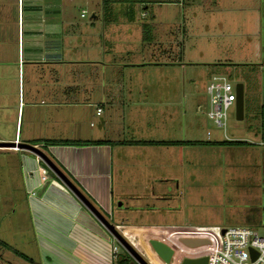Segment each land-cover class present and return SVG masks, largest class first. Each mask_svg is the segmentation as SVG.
<instances>
[{
  "label": "rangeland",
  "instance_id": "obj_1",
  "mask_svg": "<svg viewBox=\"0 0 264 264\" xmlns=\"http://www.w3.org/2000/svg\"><path fill=\"white\" fill-rule=\"evenodd\" d=\"M23 1L25 6L27 1ZM58 1L39 2L48 4ZM60 1L66 6V18L69 23L65 30L70 33L66 41L60 43L58 47L61 57L58 63H52L54 68L70 71L67 76L71 79L74 73L77 78L89 76L91 65L98 68L104 66L106 70L114 66L132 67L124 72L123 77L125 88L128 86L127 83L132 84V90L125 98L127 104H130V113L125 111L126 123L121 138L160 140L171 131L178 139L185 136V139L189 140L232 139L247 142L232 146L197 145L192 148L188 146L190 148L184 158L183 155L180 157L175 148L172 155L173 159L176 157V165L172 169L175 179L165 187L156 184L154 186L155 195L162 193L164 196V190L168 189L165 194L170 197L168 200L163 199L154 203L163 210L160 215L162 214L164 222L159 224L173 227H210L215 230L240 226L260 231L264 226V144L257 134L258 110L263 102L260 82L262 80L260 75H257V70L263 59L260 53L263 39L262 0H159L162 2L145 3L144 5H149L145 10L138 7L137 0L112 2L108 5H103L102 0ZM187 2L192 4L188 5ZM21 3L22 0H0V20H7L6 24L10 28L4 32L1 30L0 39L9 38L10 41H17L15 21L17 4L21 6ZM92 13L96 17L92 18ZM153 13L154 19L150 17ZM144 23L150 24L148 36L151 34L154 36L150 43L142 40L145 34ZM51 43L49 41V45ZM44 44L47 42H43L42 46ZM39 51L35 50V56H39V53H36ZM2 53L0 59L8 60V64H0V82L4 83V88L7 89L8 109L0 108V132L5 131L9 136L12 135L18 96L19 100L23 101L20 105L18 130L22 106L24 130L26 103L31 97L37 100L38 108L47 106L54 98L70 103L71 97L79 99L83 96L90 97L83 89L75 90L74 87L71 91L64 92L62 87L57 85L52 88L39 86L45 79L46 69L53 68L51 63L33 65L21 61V74L18 79L17 71L11 68V64L17 62L16 43L15 45L8 43ZM44 59L43 57L42 60ZM101 71V69L97 71L98 83L93 87L91 98L96 95L98 97L101 92ZM216 76H224L233 85L241 82L244 89L243 118L236 119L233 104L228 109L224 130L215 126L207 117L209 95L206 93V87L212 81V77ZM143 83L151 84L147 95L142 88ZM143 101L150 103L151 111L153 103L156 106L163 102L172 104L171 108L175 109L173 125L176 127L170 130L166 120L157 123L159 114L153 115L154 113L148 111L143 114L150 118L143 119L146 124H143L144 128L133 127L131 121L135 116H143L141 115ZM94 102L92 99V103ZM70 109L65 110L64 107L63 113H70ZM124 109L126 110V106ZM89 111L82 113L83 118L80 121L83 128L88 131L93 129L90 126L98 125L96 116L88 119ZM186 118L189 119L187 133L184 131L187 126ZM160 123L164 127H161ZM67 125L65 124L64 128L68 131L71 128ZM206 132H209L208 136ZM135 149L132 148L128 158L123 159V164L129 167L131 161L136 166L134 169H138L139 172L128 171L127 173L131 174L126 176L124 187L119 189L127 190L126 194H141V189L144 188L146 192L143 194L148 196L150 186L153 184L149 174L157 170L156 165L161 158L163 145H149V148L139 146L138 150ZM145 159L147 162L144 167L141 166V160ZM119 174L120 168L116 173L117 177ZM140 176L143 180L139 178ZM20 179L16 156L11 151L0 150V239L36 262L39 252L34 245L36 241L25 208V194ZM134 180H137L140 187L132 183ZM141 181L145 184H141ZM143 200L145 202L130 200L126 203L141 206L144 210L140 208L124 210L114 203L115 215L112 213L102 215L114 226L154 224L157 216L150 210L154 204L150 199ZM127 232L128 237L125 239L130 245H135L136 247L133 246L135 249L143 251L149 259L156 262L153 256L155 253L149 245L147 246L145 233H141L143 230L131 228ZM109 237L117 246L118 252L126 251L110 233ZM111 258L114 260L113 256ZM144 259L148 260L145 257ZM0 264L30 263L10 250L0 248Z\"/></svg>",
  "mask_w": 264,
  "mask_h": 264
},
{
  "label": "crops",
  "instance_id": "obj_2",
  "mask_svg": "<svg viewBox=\"0 0 264 264\" xmlns=\"http://www.w3.org/2000/svg\"><path fill=\"white\" fill-rule=\"evenodd\" d=\"M26 1L27 4H25V6L23 0L21 6L20 4H17V20L15 21V23H17V41H10L11 39L9 38H4V40H2V38L0 39V55H3L2 51L6 49L8 43H14V45L16 43L17 62L11 64V68L17 71L18 79L21 74V61H26L33 65L35 63H58L61 57L60 49H58V47L60 43L66 41L70 33L68 30H65V26L68 25L69 22L66 18V6L63 1L59 0L58 2H49L48 4H43L39 2L40 0ZM151 2L160 3L162 1L137 0L136 4H138V7H143V10H145L149 5L144 4ZM187 4L190 5L192 3L187 2ZM2 10L4 9L2 8ZM50 11L52 13H50ZM92 15H94V13L91 14V17H96L95 15ZM150 17L154 19V13L151 14ZM6 22L7 20H0V35L2 32L10 29ZM4 24H6L5 27ZM151 24L154 25L153 22H151ZM151 39H154L153 34H151ZM151 39L144 42L150 43L152 42ZM49 41L52 42L50 45ZM43 42H47V44L42 46ZM6 44L7 46H5ZM36 49L40 50L39 52H36L39 53V56H35ZM43 57L45 58L44 60H42ZM261 60V63L258 64L257 75H260L262 80L260 81L262 88L261 93L263 95V102L261 104H264V61L263 59ZM10 63L12 62H9V64ZM0 64H8V60L0 59ZM91 66L89 76L79 77L78 75L79 78H77L76 73H74L73 78L70 79V77L67 76V73L69 72L70 74V71H60V68H54L53 65L52 69H46L45 79L42 85L39 84V86H43L44 88H52L54 85L61 86L64 92H66V90L71 91L72 87H74L75 90L76 88L83 89L86 93H89V98L88 96H83L81 99L71 97L70 103H65L64 100H56L54 98V100L50 101L47 106L38 108L36 105L37 100H35L34 97H31L28 100V103H26V124L24 130L22 128L24 114L23 106L18 130L20 105L21 102H23L19 100L18 96V103L17 105L15 104L16 114L14 129L13 132H11L12 135L9 136L5 131L0 132V143L12 142L15 145L0 146V150L11 151L16 156V167L20 173V180L25 194V208L28 212L34 240L36 241L34 245L39 252L38 260L35 264H113L111 258L113 256L112 246L115 244L111 242L112 239L109 237L107 229L65 186L61 179L50 170L35 153L20 147V143L31 144L41 150L103 215H109L110 213L115 215V212L113 211L114 203H116L120 209L124 210L137 208L144 210L141 206H135V204L129 205L126 202L130 200L138 203L145 202L143 200L145 198V200H152L151 202L154 204L155 201L161 202L163 199H170V197L165 194L168 192V189L164 190V196L161 195L162 193L160 195H155V184L159 187H165L170 181L175 179V175L172 172L174 171L172 170L173 167L176 165V157L174 159L172 158L175 148L178 150L180 157L182 158L183 155L184 158V155H187L190 148L188 146H191V148L192 146H197L185 144L163 145L161 158H159L158 165H156L157 170L149 174L153 184L150 186L151 191L147 196V194H143V192H146L144 191V188L141 189V194H126L127 190H120L119 188L124 187L123 184L126 181V176L131 174H128V171H138V169H134L136 166H134L131 161L130 166L126 167V164H123V159L128 158V154L132 151V148H136V151L139 146L149 148V145L109 143L86 145H43L44 140L46 139H75L89 141L127 140L121 137H123L126 123V118H124L125 111L130 113V104H127L125 98L131 94L130 91L132 90V84L127 83L128 86L125 88L123 77L124 72L132 67L114 66L110 69L107 68L108 70H106L104 66L101 68H98L96 65ZM99 69L102 70L100 80L102 89L98 97L96 95L91 98L93 87L94 85L97 86L98 83L96 74ZM71 73H73V71H71ZM17 85L19 87V82ZM4 86V83L0 82V108H4L5 110L8 109V105L6 104L8 98H6L7 89L4 88ZM150 86V83H143L142 88L145 90V95H147L146 92L149 91L148 87ZM52 97L55 96L52 95ZM92 99L95 101L94 103H92ZM124 106H126V110L124 109ZM141 106L143 109L141 115L145 114V111L152 112L154 113L153 115L158 113L159 120L157 123L166 120L169 124L170 130L176 127L173 125L175 109L171 108L172 104L163 102L156 106V104L153 103L152 111L150 109V103L147 101H143ZM64 107L65 110L71 108L69 111L70 113H63ZM86 107L90 108L86 109ZM98 107L101 108L99 113L96 111ZM86 110H90L88 119L90 120L92 117L96 116L98 122L97 126H90L93 129H90L89 131L84 129L82 124H80V121L83 118L81 115ZM6 111L8 112V110ZM259 112L260 111L258 110V117L257 115L253 116L258 118L259 127L257 134L260 137ZM250 116L252 117V115ZM127 118L130 117L127 116ZM144 118H146L144 115L142 117L135 116L134 119L132 118L133 120L131 122L133 127L135 126L136 128V126H140L144 128L143 126L146 125L145 120H143ZM146 119L150 120V118ZM151 120H153V118ZM188 122L189 119L186 118L187 126L184 128L186 133L189 131ZM65 124H68L67 126L71 129L67 131L64 128ZM162 125L163 124L160 123V126L164 127ZM114 130L117 131L114 132ZM208 134L209 132H206L207 136ZM176 137L177 136H175L173 132L171 133V131H169V134H166L165 138L160 140H189L187 138L185 139V136L180 139ZM131 140L156 139L131 138ZM145 162H147L146 159L144 161L141 160V166L145 167ZM39 166L47 169V179L44 182L39 180ZM119 168L120 174L117 177L116 173L119 171ZM139 178L143 180V177L140 176ZM132 183L136 187H140L137 180H134ZM141 184L144 185L145 182L141 181ZM32 191H34V195H30ZM118 203H121L122 205L119 206ZM150 210L157 216L156 220L153 222L154 224H115V226L117 225L116 229L123 233H128L127 231L131 228L138 229V231L143 230L141 233H147L160 227L168 226L165 224H159L164 222L162 214L160 215L163 211L162 209H159L154 204Z\"/></svg>",
  "mask_w": 264,
  "mask_h": 264
},
{
  "label": "built area",
  "instance_id": "obj_3",
  "mask_svg": "<svg viewBox=\"0 0 264 264\" xmlns=\"http://www.w3.org/2000/svg\"><path fill=\"white\" fill-rule=\"evenodd\" d=\"M83 14L84 10L81 15ZM206 93L209 95L207 117L215 126L224 130L228 109L235 103V85L231 84L224 76L212 77V81L206 87ZM96 111L99 113L101 108L98 107ZM38 173L39 180L44 182L47 179V169L39 166ZM30 195H34V191ZM221 230L200 226L160 227L154 231L145 232V239L147 241L152 238L157 239L169 246L172 250L169 262H164L156 254L153 255L156 259L154 262L145 253H140L148 259L149 264H181L186 258L199 257H206V264H264V226L260 231L256 228L240 226L225 228L224 232ZM120 233L124 238L127 237V233L122 231ZM182 239H200L206 242L188 246L182 242ZM250 249L256 253L254 259H252ZM116 251L117 246L113 245L112 252ZM146 252L149 253L147 250ZM150 257L152 258V255Z\"/></svg>",
  "mask_w": 264,
  "mask_h": 264
},
{
  "label": "water",
  "instance_id": "obj_4",
  "mask_svg": "<svg viewBox=\"0 0 264 264\" xmlns=\"http://www.w3.org/2000/svg\"><path fill=\"white\" fill-rule=\"evenodd\" d=\"M94 16V15H92ZM244 89L243 84L241 82H237L235 84V117L236 119L243 118V99H244ZM0 146H14L12 142H1ZM20 147L25 148L27 150L32 151L38 157L42 159V161L47 165V167L52 170L65 184V186L85 205V207L97 218V220L107 229V231L113 236L115 240L132 256V258L138 264H149L141 253L135 249L130 243L123 237V235L116 229V227L110 223L92 204L91 202L75 187V185L55 166V164L37 147L27 144L20 143ZM121 206V203H118ZM224 232V229L221 230ZM182 242L188 246H195L201 243H205V240L200 239H182ZM151 250L164 262L168 263L172 254V250L169 246L157 239H148L147 241ZM252 259L256 257V253L250 249ZM206 257H199L195 259H184L181 264H206Z\"/></svg>",
  "mask_w": 264,
  "mask_h": 264
},
{
  "label": "trees",
  "instance_id": "obj_5",
  "mask_svg": "<svg viewBox=\"0 0 264 264\" xmlns=\"http://www.w3.org/2000/svg\"><path fill=\"white\" fill-rule=\"evenodd\" d=\"M124 2L126 0H102L103 5H108L111 4L112 2ZM263 6H262V14H263V19H262V27H263V39L261 43V54L263 57L264 61V0H262ZM132 19V17H129ZM130 19V20H131ZM150 24L144 23L143 24V29L145 30V34L142 36L143 41H148L151 39V35L148 36L149 32V26ZM151 30V29H150ZM148 32V33H147ZM259 116H260V139L261 142L264 143V104L260 105L259 108ZM127 144V145H132V144H142V145H226V146H232V145H243L247 144L246 141L243 140H232V139H224V140H213V141H202V140H186V141H180V140H173V141H167V140H121V141H106V140H75V139H46L44 140L43 145H54V144H61V145H86V144ZM0 248H4L7 250H10L13 252L15 255L21 257L24 259L26 262L30 264H34L35 262L33 261L32 258L27 256L26 254H23L22 252L18 251L17 249L13 248L11 245L6 243L5 241L0 239ZM113 264H138L131 255L127 251L123 252H116L113 253Z\"/></svg>",
  "mask_w": 264,
  "mask_h": 264
},
{
  "label": "bare ground",
  "instance_id": "obj_6",
  "mask_svg": "<svg viewBox=\"0 0 264 264\" xmlns=\"http://www.w3.org/2000/svg\"><path fill=\"white\" fill-rule=\"evenodd\" d=\"M145 242H143V244H144ZM145 245V244H144Z\"/></svg>",
  "mask_w": 264,
  "mask_h": 264
}]
</instances>
